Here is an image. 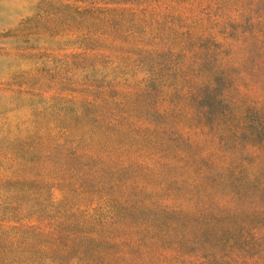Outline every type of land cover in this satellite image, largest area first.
Masks as SVG:
<instances>
[{
  "label": "rangeland",
  "instance_id": "obj_1",
  "mask_svg": "<svg viewBox=\"0 0 264 264\" xmlns=\"http://www.w3.org/2000/svg\"><path fill=\"white\" fill-rule=\"evenodd\" d=\"M0 264H264V0H0Z\"/></svg>",
  "mask_w": 264,
  "mask_h": 264
}]
</instances>
